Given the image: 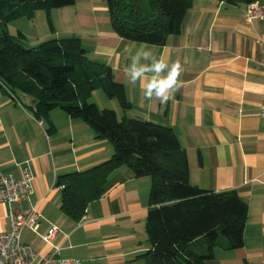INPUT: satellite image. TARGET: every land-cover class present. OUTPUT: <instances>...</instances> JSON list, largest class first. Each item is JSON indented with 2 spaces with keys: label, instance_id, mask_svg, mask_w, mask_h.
<instances>
[{
  "label": "crops",
  "instance_id": "1",
  "mask_svg": "<svg viewBox=\"0 0 264 264\" xmlns=\"http://www.w3.org/2000/svg\"><path fill=\"white\" fill-rule=\"evenodd\" d=\"M255 2L264 7V0ZM245 6L243 1L192 0L181 31L160 45L118 36L107 0H75L52 9L53 30L40 21L39 27L37 11L6 26L13 35L22 33V43L30 47L50 38L78 37L91 59L111 67L130 103L123 109L112 97L116 102H102L103 108L113 109L119 118L170 127L186 153L189 183L215 193L235 191L245 202L242 245L232 247L230 239L219 237L213 257L203 264H264V117L259 114L264 19L247 23ZM132 44L147 45L169 63L181 62L182 85L167 103L146 100L139 82H129L127 48ZM12 94L0 82V170L15 178L25 167L31 170V191L19 205L39 214L37 230L23 227L21 240L41 254L58 248L60 258L78 264H146L141 254L149 248L150 178L135 177L126 166L114 169L103 195L87 205L81 220H73L60 209L57 178L107 160L113 147L96 138L84 120L60 109L36 116L28 96ZM52 228L55 234L46 243L42 236ZM9 230L8 206L0 203V232Z\"/></svg>",
  "mask_w": 264,
  "mask_h": 264
},
{
  "label": "trees",
  "instance_id": "2",
  "mask_svg": "<svg viewBox=\"0 0 264 264\" xmlns=\"http://www.w3.org/2000/svg\"><path fill=\"white\" fill-rule=\"evenodd\" d=\"M75 0H0V82L11 94L20 92L32 100L36 116L54 109L84 120L95 137L107 139L112 155L82 171L57 178L61 211L81 220L87 205L99 199L108 175L120 166L135 177H149L150 207L146 217L149 248L141 254L146 264H203L211 259L219 237L232 247L243 243L246 204L235 191L215 193L189 183L184 149L167 126L122 116L89 101L101 89L123 109L130 108L122 85L109 65L93 60L76 36L50 38L37 46H25L24 35L11 34L6 26L20 17L46 14L72 5ZM228 3L255 0H224ZM110 23L120 37L147 44H164L181 31L192 0H107Z\"/></svg>",
  "mask_w": 264,
  "mask_h": 264
},
{
  "label": "built area",
  "instance_id": "3",
  "mask_svg": "<svg viewBox=\"0 0 264 264\" xmlns=\"http://www.w3.org/2000/svg\"><path fill=\"white\" fill-rule=\"evenodd\" d=\"M244 18L247 23L264 19V7L255 1L247 3ZM260 63L264 66V47L261 50ZM259 114L264 117V103L259 107ZM32 179V172L27 167L22 170L19 178L0 170V203L8 206L10 218V230L0 232V264H78L76 261L60 258L57 254L58 248L51 253L41 254L21 240L23 227L33 231H36L38 227L39 214L34 209L23 211L19 205L21 199L30 193ZM59 187L64 186L59 185ZM13 204L18 206L15 208ZM55 231L56 228L49 230L42 236V240L50 243Z\"/></svg>",
  "mask_w": 264,
  "mask_h": 264
},
{
  "label": "clouds",
  "instance_id": "4",
  "mask_svg": "<svg viewBox=\"0 0 264 264\" xmlns=\"http://www.w3.org/2000/svg\"><path fill=\"white\" fill-rule=\"evenodd\" d=\"M127 52L131 57V63L126 69L129 82L132 84L139 82L146 100L151 101L155 98L161 103H167L182 85L181 62L176 60L169 63L163 55L159 57L154 55L147 45L137 47L132 44L127 48Z\"/></svg>",
  "mask_w": 264,
  "mask_h": 264
},
{
  "label": "rangeland",
  "instance_id": "5",
  "mask_svg": "<svg viewBox=\"0 0 264 264\" xmlns=\"http://www.w3.org/2000/svg\"><path fill=\"white\" fill-rule=\"evenodd\" d=\"M36 14L37 15L35 17L36 18L35 19V22H37L38 25H39V21H40V25L43 24V28H46L48 30L49 26L47 24V19H46L45 12L43 10H37V13ZM40 25H39V27H40ZM109 100H112L111 102H116L115 99L108 98L106 96V94L101 89H97V90L93 91V93L91 94V96L89 98V101L95 102L100 108L105 107V106L102 105V102L103 103L106 102V101L108 102Z\"/></svg>",
  "mask_w": 264,
  "mask_h": 264
}]
</instances>
